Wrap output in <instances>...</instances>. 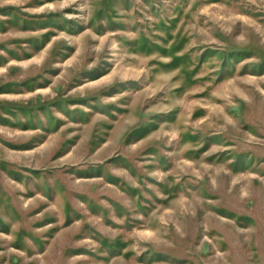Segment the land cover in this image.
Here are the masks:
<instances>
[{"label": "rangeland", "instance_id": "obj_1", "mask_svg": "<svg viewBox=\"0 0 264 264\" xmlns=\"http://www.w3.org/2000/svg\"><path fill=\"white\" fill-rule=\"evenodd\" d=\"M0 264H264V0H0Z\"/></svg>", "mask_w": 264, "mask_h": 264}]
</instances>
